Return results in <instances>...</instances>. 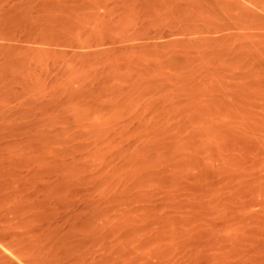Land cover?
<instances>
[{
    "label": "rangeland",
    "instance_id": "1",
    "mask_svg": "<svg viewBox=\"0 0 264 264\" xmlns=\"http://www.w3.org/2000/svg\"><path fill=\"white\" fill-rule=\"evenodd\" d=\"M0 264H264V0H0Z\"/></svg>",
    "mask_w": 264,
    "mask_h": 264
}]
</instances>
